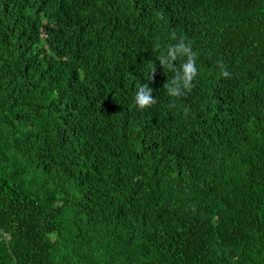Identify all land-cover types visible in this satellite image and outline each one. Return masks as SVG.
<instances>
[{
    "label": "trees",
    "instance_id": "obj_1",
    "mask_svg": "<svg viewBox=\"0 0 264 264\" xmlns=\"http://www.w3.org/2000/svg\"><path fill=\"white\" fill-rule=\"evenodd\" d=\"M0 264H264V0H0Z\"/></svg>",
    "mask_w": 264,
    "mask_h": 264
},
{
    "label": "clouds",
    "instance_id": "obj_2",
    "mask_svg": "<svg viewBox=\"0 0 264 264\" xmlns=\"http://www.w3.org/2000/svg\"><path fill=\"white\" fill-rule=\"evenodd\" d=\"M220 66L223 69L224 66L222 64ZM185 69H186V73H188V75L185 76V86L190 89L192 85H189L187 81H190L192 79V76L195 75L196 73V69L193 67L191 61L187 65H185ZM222 75L227 77L229 73L225 70L222 71ZM149 92L150 90L146 92L145 89L141 88L140 86L136 95V104L138 105V107L145 108L155 102L153 98L150 96Z\"/></svg>",
    "mask_w": 264,
    "mask_h": 264
}]
</instances>
